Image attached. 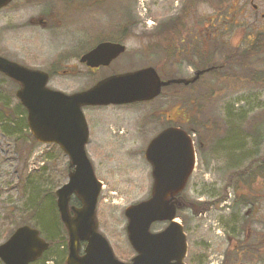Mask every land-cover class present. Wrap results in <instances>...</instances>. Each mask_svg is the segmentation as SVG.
Here are the masks:
<instances>
[{"label":"rangeland","instance_id":"rangeland-1","mask_svg":"<svg viewBox=\"0 0 264 264\" xmlns=\"http://www.w3.org/2000/svg\"><path fill=\"white\" fill-rule=\"evenodd\" d=\"M21 1L14 0L7 10L0 12V25L10 29L8 40H4L0 47L29 67L51 71L50 88L71 94L89 88L106 76L148 66H153L163 78L173 75L178 79L186 73L181 66L176 67L177 70H165L169 65L160 68L166 54L164 56L162 50L154 51L152 38L155 32L161 36L168 34L167 20L173 17L181 20L184 9L189 5L187 0H106L99 6L88 3L96 0H84L85 8L75 7L78 4L76 0L68 6L55 0L51 1L55 3H49V8L57 9V13L66 16L51 19L52 25L45 29L26 26L28 20L38 16L45 7H22ZM200 3L205 20L218 11L224 14V18L228 17V20L220 21L225 22L222 24L225 29L217 36L225 45L217 44V37L214 43L206 40L209 46H205V52L209 58L217 61V65L221 64L219 59L224 54L240 58L232 62L230 69L224 68L214 76H205L198 87L190 89V93L185 88L183 90L181 85H174L163 89L162 95L150 102L84 108L90 132L86 151L97 179L103 184L96 209L99 230L110 242L117 258L123 262H129L135 255L127 237L125 209L147 200L151 195L152 167L145 158V150L149 141L167 125L165 118L159 115L160 111L167 109L166 116L172 112L176 116L180 110H184L195 133L197 161L184 191L189 205L186 207L187 204H183L179 211L183 219L178 217L187 235L185 262L264 264V185L260 180L254 185V191H258L256 203L248 210L228 208L229 203L225 202L212 205L203 212L201 205H196L193 210L189 208L190 203L218 200L233 169L231 156L255 154L259 158L264 155V48H261V44L253 50L251 47L258 44L247 46L244 43L246 31L264 24V19L259 15L264 11V0H254L260 5L259 14L249 0H201ZM63 9H67V13ZM234 10H238V17L233 16ZM237 19L238 26L230 24ZM156 24L159 25L158 29H155ZM121 37L126 51L111 65L91 70L80 61V56L100 41L107 38L117 41ZM252 72L257 73L258 81H251ZM15 91V84L0 74V105L7 104L9 109L19 112L21 108ZM197 92L204 98L202 101L189 97ZM0 117L2 244L17 227H36L37 210L39 222L43 224L40 213L45 207L56 203L55 192L68 182L70 170L69 158L59 146L39 143L29 136L30 131L20 121L21 117L16 123L17 135L5 131L12 125L2 114ZM253 124L256 127L261 124V134L252 132L250 135L242 129L238 134L240 143L232 145L233 155H228L230 148L227 142L235 130L229 131V139L224 132L229 127L251 128ZM199 141L203 143L202 147ZM228 192L231 200L232 188H228ZM238 211L249 213L242 219L245 227H241V224L235 227L231 223ZM53 220L56 224V217ZM167 223H155L151 229L160 231ZM245 236L254 241L253 249H249L248 254L237 251L238 246L242 245L238 240ZM57 237L61 240L66 235L62 231ZM244 245L248 247L250 241ZM66 256L65 247L59 241L44 254L46 263L38 260L34 264H65ZM0 264L3 262L0 261Z\"/></svg>","mask_w":264,"mask_h":264},{"label":"water","instance_id":"water-1","mask_svg":"<svg viewBox=\"0 0 264 264\" xmlns=\"http://www.w3.org/2000/svg\"><path fill=\"white\" fill-rule=\"evenodd\" d=\"M12 1L0 0V9ZM125 50L122 43L101 42L80 61L91 68L109 66ZM0 72L20 84L16 96L27 110L33 137L40 143L58 145L69 158L68 182L56 190L58 211L68 234L65 263L186 264L187 235L177 212L183 205L179 196L196 165L191 136L181 128L170 127L148 144L145 157L152 166L153 187L147 200L125 209L127 237L136 255L130 262H123L99 230L96 209L102 182L86 151L90 132L83 112L88 106L150 101L164 87L185 80H162L157 70L148 66L110 75L86 90L67 94L48 87L47 72L1 56ZM73 196L81 202L80 207L70 204ZM158 222L168 223L162 230L152 231V225ZM48 248L37 228L23 225L0 244V260L4 264H32Z\"/></svg>","mask_w":264,"mask_h":264},{"label":"flooded vegetation","instance_id":"flooded-vegetation-1","mask_svg":"<svg viewBox=\"0 0 264 264\" xmlns=\"http://www.w3.org/2000/svg\"><path fill=\"white\" fill-rule=\"evenodd\" d=\"M55 0H22L21 6L23 7L24 5L26 7H45L42 12L36 17H31L28 20L27 27L29 26H37V27H42V28H49L52 23H50V20L56 18V17H65L66 14H59L57 13V9H51L49 8L50 5L49 3H55V2H62L65 5H69L70 3H73L75 0H57L55 2H51ZM70 1V2H69ZM189 2V5L184 9V14L181 16V20L176 19V18H171L167 20V32L165 36L159 35L158 32H155V36L152 38V44H153V49L154 51L162 50L164 53V56L166 54V58L164 60H161L162 62L160 63V68L164 69L165 65H169L166 69H172V70H177L175 69L176 67H183L186 70V73L184 76H182L180 79L185 80V83L180 84L188 91V93L192 92L190 91L191 88H196L198 87L202 80L204 79L205 76L211 74L215 75L216 72L226 68L230 69L232 67V62H236L240 58H237L233 55L230 54H224L219 60H221V64H216L217 61L213 60L212 58H209L208 53H206V45L209 46L208 42L206 40H211V43H214L215 38L222 33V29H225V26H223V23H220L222 19L228 20V17L224 18V14L221 13L220 11L216 12L214 16H211L208 20L204 19L203 13L200 11V2L201 0H187ZM237 1V0H236ZM254 11L259 14L260 13V5L254 3V0H249ZM46 3V5L44 4ZM48 3V4H47ZM77 5L75 7H83V4H86L84 0H76ZM75 3V4H76ZM81 3V4H80ZM93 3V2H88ZM95 4V1L93 5ZM11 4L8 6L1 8L0 12L7 10L10 7ZM74 8V6H73ZM72 9V8H70ZM64 13H67V9H63ZM238 10H234L233 16L238 17ZM263 19H264V11L259 14ZM257 15V16H259ZM225 20V21H226ZM238 19L235 21H231L230 24L234 26H238ZM62 25V23H61ZM63 26V25H62ZM159 25L156 24V28L158 29ZM10 32V29L7 28L6 25H0V44L8 40V33ZM179 32V33H178ZM247 35L244 37V43L247 46H253L254 43L261 45V48H264V24L261 26H254L252 29L246 31ZM179 34V35H178ZM162 37V38H158ZM180 36V37H179ZM179 37V39H177ZM154 39V40H153ZM216 43L219 45H222L223 43L220 42V37H217ZM105 40H112L110 38H107ZM116 40V39H114ZM263 40L262 43H260ZM104 41V40H102ZM101 42V41H100ZM113 42H119L123 43L122 37L121 39L118 38L117 41ZM216 43L214 44L213 48H215ZM231 44V43H230ZM225 45V44H223ZM3 47H0V56L4 57L10 61H14L17 63H20L22 65H25L23 60H17L15 57H11L10 54L7 52V50H4ZM162 48V49H160ZM260 48V49H261ZM247 49V48H246ZM251 49H257L256 46L251 47ZM88 51V50H87ZM86 51V52H87ZM84 52V53H86ZM158 53V52H157ZM169 56V58H168ZM27 66V65H25ZM29 67V66H28ZM89 68V67H88ZM100 68V67H99ZM99 68H89L91 70H97ZM171 70V71H172ZM202 72V73H200ZM50 78L51 75L53 74L51 71H48ZM1 76L3 75L5 78L10 80L13 84H15L16 89H18L20 86L14 82L12 79L8 78L6 75L2 74L0 72ZM230 75V74H228ZM161 76V75H160ZM165 76V75H164ZM163 80H168V79H176L175 76L170 75L168 77L165 76ZM174 85H170L169 87H172ZM16 92V91H15ZM190 98L194 99L196 98L197 101H202L204 98L201 97L199 92L196 94H191L189 96ZM8 111V109H7ZM168 110H162L159 112V115L163 119L165 118V123H167L166 127L169 126H175L184 129L186 132H189V130L193 131V127L190 125L191 122L190 120L187 119V114H185L184 110H180V113L175 116V113L168 114L166 116ZM163 128L162 130H164ZM161 130V131H162ZM195 134V133H194ZM203 146V143H201Z\"/></svg>","mask_w":264,"mask_h":264},{"label":"trees","instance_id":"trees-1","mask_svg":"<svg viewBox=\"0 0 264 264\" xmlns=\"http://www.w3.org/2000/svg\"><path fill=\"white\" fill-rule=\"evenodd\" d=\"M102 1H106V0H102ZM93 3H90V4H93ZM259 46L260 45H258L256 47L258 48ZM160 49H162V48H160ZM252 73H253V76L251 77V81H255L256 78H258L257 73H254V72H252ZM256 81H258V80H256ZM18 106L21 108V110H19V112L16 110L9 109L7 107V104H1L0 105V108H1L0 114H2L3 118H5L7 120V122H9L10 125H12L11 127L6 128L5 131H7V133L12 134V135H17L19 133V132H16V128H17L16 123H17L18 119L20 120L19 117H21L20 121L23 122V125L25 126V128H28L27 110L25 109V107L20 102H18ZM7 109H8V111H7ZM256 123L258 124L259 121H257ZM260 125H258V127H256L253 124V127H251V128H241V129H240V127H229L228 130H226L224 132V134L226 135L227 138L230 135L229 131L231 132L232 130H235V132L233 133L232 138L229 141L227 140L228 141L227 142L228 148H230L229 149L230 151H227V152H229L228 155H233V152L231 151L232 145L237 146L236 144L240 143L241 140L238 138V134L242 132V129H243V131H245V133H249L250 135L252 134V132L254 134H258V132H260V134H261V130L259 128ZM20 130H22V128ZM29 136L32 137V135L30 133H29ZM201 143L202 142H200V144ZM16 149L19 150L18 148H16ZM19 151H21V150H19ZM222 151H224V150H222ZM241 156L244 157V161H243V158ZM241 156H231L230 157V162H231L230 164H231V168H233V169L231 170V173L229 175L227 183L225 184V187L222 190L221 195H219L218 200L209 201V202H202L200 204H195V203L191 204L190 203L191 206L189 208H191L193 210V208L196 207V205H199V206L201 205L202 206L201 212H203V211L208 210L209 207H211L212 205L217 206L219 202L221 203V202H224L226 199H228V197H229L228 188H232V191H233V193L231 194L233 202L231 205L228 206V208L232 207L234 209V207H241V209L246 208L247 210L252 208V205H254L256 203V198L258 196L257 195L258 191H254L255 183L257 182V180H260L261 185H264V155L259 157V158L255 154H250V155L243 154ZM185 199H186V197H185V192H184L181 194L182 204H184V205L187 204ZM73 201L76 202L77 204H74V202L71 204H73L75 206L80 205L79 204L80 201L77 198H74ZM188 205L189 204H187L186 207ZM56 207H57V201H56V203H52L50 206L45 207V209L42 210L43 212L41 211L40 216L43 220V224L39 222V216H38L39 211L37 210L35 212V214L37 215L36 217H38V219L36 222H34V225L36 226V228H38L40 230L41 235L49 243V248L51 246L55 245L56 243H59V241H61V243L63 244V247H65V251L68 254V234H67V231H66V229H65V227L61 221V217H60L58 208H56ZM232 213H235V212H232ZM237 213H236L237 215L235 217H233L234 219L232 220V222L231 221L230 222L235 227H237V225H239V224H241V227H245L246 223L244 221H242V219L244 217H247L249 213L248 212L242 213L240 211H238ZM54 216L57 219L56 224L54 223V220H53L55 218ZM179 216L182 217V219H183V216L180 212H179ZM240 216H241V218H240ZM44 219L48 222V224L45 223ZM237 219L240 220V223L238 222ZM247 223L249 224L250 221H247ZM59 228H60V230H59ZM62 231L65 233L66 237L64 239L58 240L57 236H59V234ZM51 237H55V239H52ZM247 237L245 236V238H243L242 240H240V239L238 240V242L240 244H242L241 246H238L237 251L239 253L242 252V254H245V253L248 254L249 251L253 249L252 245L254 244V241H252L249 238H248L249 239L248 240ZM246 241H250V245L248 247H246V245H244ZM49 248L47 249V251L49 250ZM252 253H254V252H252ZM44 254L39 260L46 263V258L44 257ZM36 262H34V263H36ZM53 264H55V263H53ZM61 264H62V262H61Z\"/></svg>","mask_w":264,"mask_h":264},{"label":"bare ground","instance_id":"bare-ground-1","mask_svg":"<svg viewBox=\"0 0 264 264\" xmlns=\"http://www.w3.org/2000/svg\"><path fill=\"white\" fill-rule=\"evenodd\" d=\"M101 3H102V0H96L94 6H99ZM155 137H156V136H154V137L149 141V143H150ZM224 202H225V203H229V205H231L232 202H233L232 195H231V200H229V198H228V199H226ZM65 260H66V259H65Z\"/></svg>","mask_w":264,"mask_h":264}]
</instances>
